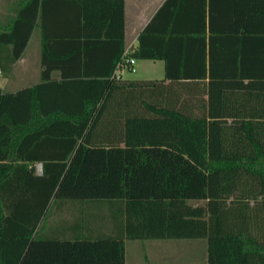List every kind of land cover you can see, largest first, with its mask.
I'll use <instances>...</instances> for the list:
<instances>
[{
	"label": "trees",
	"instance_id": "1",
	"mask_svg": "<svg viewBox=\"0 0 264 264\" xmlns=\"http://www.w3.org/2000/svg\"><path fill=\"white\" fill-rule=\"evenodd\" d=\"M47 1L0 29L3 75L37 23L43 66L0 90V264H124L125 238L182 237L208 264H264V0H164L128 52L162 78L115 74L124 0H75L78 33ZM63 199L120 200L121 231L42 236Z\"/></svg>",
	"mask_w": 264,
	"mask_h": 264
},
{
	"label": "crops",
	"instance_id": "2",
	"mask_svg": "<svg viewBox=\"0 0 264 264\" xmlns=\"http://www.w3.org/2000/svg\"><path fill=\"white\" fill-rule=\"evenodd\" d=\"M27 0H0V29L7 28L12 19L17 14L21 5ZM164 0H124V52L115 68V74L127 78H153L154 71L162 73L164 76V61L160 58H135V70L129 71L128 52L137 47L139 34L153 17L156 10ZM48 8L58 11V22L61 27H65L68 32L78 33L81 26V3L75 0L47 1ZM41 57V31L37 23L28 39V42L21 56L14 62L13 68L8 75H3L0 71V90L15 91L22 86L18 83L23 78L40 80L42 64ZM101 54L95 53V58L99 60ZM144 64L148 68L142 71ZM141 71V76H130L132 72ZM59 70L51 71L53 78L59 77ZM33 82V83H35ZM32 83L26 84L31 85ZM106 200V201H104ZM201 200V199H200ZM105 202L107 212V222L104 227L95 229L96 221L88 219L87 213L94 211L90 207H98ZM204 202V201H203ZM196 202V203H203ZM195 203V202H192ZM73 207L75 218L67 223L68 229L83 230L85 228L95 229V233L88 235L110 234L121 231L123 221L122 203L115 199H88L81 200L77 204H68ZM96 212V211H94ZM45 217V216H44ZM43 217V218H44ZM75 219L77 221L75 222ZM101 230V231H100ZM41 235L45 234V229L41 228ZM130 251L131 257L128 258ZM124 264H208L207 242L203 237L197 238H125Z\"/></svg>",
	"mask_w": 264,
	"mask_h": 264
},
{
	"label": "rangeland",
	"instance_id": "3",
	"mask_svg": "<svg viewBox=\"0 0 264 264\" xmlns=\"http://www.w3.org/2000/svg\"><path fill=\"white\" fill-rule=\"evenodd\" d=\"M148 64H144L142 67V71L145 70V68H148ZM141 71L132 72L130 76H141L139 74H145L140 73ZM153 78H162L163 74L159 73L158 71H154L151 75ZM34 79L30 78H23L18 81V83L23 87L26 86V84L32 83L33 84ZM11 87H7L5 90L8 91ZM40 163L37 162L35 164L36 171H40V167L38 166ZM80 200L77 199H63L57 202H53L48 209V212L46 213L45 217L41 221V228L45 229V234H48V237H60V238H71V237H82L88 235L87 233L93 232L95 233V229L99 227H104L108 216L107 212L105 211L106 206L105 202H99L101 203L98 205V207H90L89 209L94 210L87 213L88 219L92 221H96L97 225L95 226V229L93 228H85L83 230L78 229H68L67 223L72 221L75 218V212L73 210V207H70L68 204H77ZM106 201V200H104ZM190 203L192 202H203V200H190ZM77 219H75V222ZM101 231V230H100ZM99 235L95 234L94 236ZM130 251L128 253V258H130Z\"/></svg>",
	"mask_w": 264,
	"mask_h": 264
},
{
	"label": "built area",
	"instance_id": "4",
	"mask_svg": "<svg viewBox=\"0 0 264 264\" xmlns=\"http://www.w3.org/2000/svg\"><path fill=\"white\" fill-rule=\"evenodd\" d=\"M128 64L129 66L127 67V69L129 71H134L135 70V58L133 56L128 57Z\"/></svg>",
	"mask_w": 264,
	"mask_h": 264
},
{
	"label": "water",
	"instance_id": "5",
	"mask_svg": "<svg viewBox=\"0 0 264 264\" xmlns=\"http://www.w3.org/2000/svg\"><path fill=\"white\" fill-rule=\"evenodd\" d=\"M38 166L40 167V171H39V172H41V163H40ZM39 172H38V173H39Z\"/></svg>",
	"mask_w": 264,
	"mask_h": 264
}]
</instances>
